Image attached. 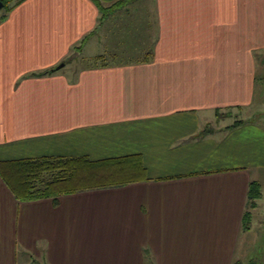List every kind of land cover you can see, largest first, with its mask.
I'll return each mask as SVG.
<instances>
[{"label":"crops","instance_id":"1","mask_svg":"<svg viewBox=\"0 0 264 264\" xmlns=\"http://www.w3.org/2000/svg\"><path fill=\"white\" fill-rule=\"evenodd\" d=\"M131 1L100 25L90 0H23L0 21V162L136 156L143 169L55 202L15 200L0 180V264H264L262 238L245 250L264 128L222 124L264 75V0H147L149 61L64 67Z\"/></svg>","mask_w":264,"mask_h":264},{"label":"trees","instance_id":"2","mask_svg":"<svg viewBox=\"0 0 264 264\" xmlns=\"http://www.w3.org/2000/svg\"><path fill=\"white\" fill-rule=\"evenodd\" d=\"M23 0H0L2 3V21L12 8ZM97 8L99 17L98 25L107 18L113 10L130 0H118L109 6H102L97 0H90ZM95 31V30H94ZM93 31L88 34L91 35ZM86 37V36H85ZM82 40L72 48L74 53L78 52ZM150 54H144L140 62H147ZM94 59L93 67L107 66L103 56ZM226 114L214 113L217 121ZM240 123L234 122L229 127ZM124 164H130L134 168L133 173H126ZM143 169L136 156L125 158L100 160L91 162L86 158H63V157H41L35 159H20L0 162V180L8 191L18 201H35L39 199H51L53 202L63 195L74 194L81 191L105 189L122 186L136 181ZM138 173V175H137ZM137 175V176H135ZM260 196L259 186L250 181L246 191V212L244 213V226L248 225L249 210L255 206V200Z\"/></svg>","mask_w":264,"mask_h":264},{"label":"rangeland","instance_id":"3","mask_svg":"<svg viewBox=\"0 0 264 264\" xmlns=\"http://www.w3.org/2000/svg\"><path fill=\"white\" fill-rule=\"evenodd\" d=\"M133 1L134 0L126 6L127 8H121L119 13H117V20L114 17H111L110 20L108 19L109 21L107 23L118 21V25L109 24L112 25L110 28L113 29L106 34L104 33L106 30L103 27L102 30H100L102 34L101 38L103 35H107L106 37L104 36L101 40L99 39L100 41L91 40L90 43L87 44V47L77 57H74L75 59L68 58L64 60V67L70 69L89 67L93 65V58L97 56H103L107 64H112L113 62L126 63L128 61L142 59L143 55L150 51L153 38L150 30L148 31V29L142 26L143 17L145 16L137 10L138 7L147 8L149 2L147 3V0H138L134 3ZM2 13L3 11L1 9L0 15H2ZM72 54H74V51H72L71 55ZM236 120L254 123L264 128V75H261L260 84L254 95L252 107L245 113L242 112L237 114L236 117H230L224 120L222 124L231 125ZM257 214L258 215H253V218L251 217L252 229L246 240L245 250L247 249V243L252 249L253 247H257L254 240L257 241L262 238L264 243V226L258 227L261 225V219L264 220V208L258 211ZM254 234L257 236L256 239H252ZM239 246L240 245H238V247Z\"/></svg>","mask_w":264,"mask_h":264},{"label":"water","instance_id":"4","mask_svg":"<svg viewBox=\"0 0 264 264\" xmlns=\"http://www.w3.org/2000/svg\"><path fill=\"white\" fill-rule=\"evenodd\" d=\"M2 9V3L0 2V10ZM62 67V64H59L58 66H56L55 68H54V70H57V69H59V68H61Z\"/></svg>","mask_w":264,"mask_h":264}]
</instances>
